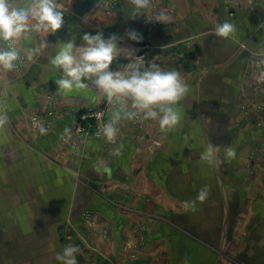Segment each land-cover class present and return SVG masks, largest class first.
Returning <instances> with one entry per match:
<instances>
[{"label":"crops","instance_id":"crops-1","mask_svg":"<svg viewBox=\"0 0 264 264\" xmlns=\"http://www.w3.org/2000/svg\"><path fill=\"white\" fill-rule=\"evenodd\" d=\"M112 1L64 0L60 30L17 40L26 56L38 50L26 72L0 69V106L8 117L0 127V264H62L55 256L68 245L79 248L78 264H125L118 251L127 230L141 223L151 227L136 264H221L227 241L239 264H264V175L238 172L242 149L263 135L234 121L254 68L247 63L251 50L243 49L264 51V0H241L238 8L228 6L231 0H152L135 17L129 0H115L108 10ZM30 5L19 0L20 7ZM161 13L164 23L155 20ZM225 21L236 29L228 39L214 34ZM98 31L118 37L121 54L111 68L123 69L124 52L135 49L146 62L181 73L188 92L176 105L180 121L162 129L154 120L138 132L128 119L117 141L90 133L75 146L68 115L54 133L33 137L24 116L44 94L98 106L102 96L91 85L59 90L62 71L49 63L60 43L79 46L84 33ZM129 31L142 40H130ZM254 73L253 89L260 83ZM208 143L220 149L211 166L200 161ZM226 146L235 149L234 159L226 158ZM205 185L208 199L186 210L184 202ZM87 213L96 216L93 225Z\"/></svg>","mask_w":264,"mask_h":264},{"label":"clouds","instance_id":"clouds-1","mask_svg":"<svg viewBox=\"0 0 264 264\" xmlns=\"http://www.w3.org/2000/svg\"><path fill=\"white\" fill-rule=\"evenodd\" d=\"M133 9L132 17L151 7L152 0H129ZM68 7L61 0H31L29 7H20L19 0H0V42H7L8 47L0 45V69L12 70L20 60V53L14 47L16 40L30 32L56 33L64 24ZM156 21L166 22L163 13L155 17ZM235 26L227 21L217 24L214 34L221 38H231L235 34ZM130 40L140 42L142 36L129 31ZM82 43L78 46L73 40L60 43L56 54L49 63L59 68L63 75L55 81L59 90L71 91L94 87L106 98L108 104L114 106L110 119L106 123H98L97 135L108 142H115L123 118L129 120L139 118L141 121L158 120L162 129H171L181 119L176 105L188 92V85L181 73L176 70H163L154 60L145 61L142 56L135 55V49L125 51L128 63L123 70L111 68L113 59L121 54L118 37L115 34L104 38L103 32L95 35L84 33ZM38 50H28L27 60L32 61ZM98 121L102 115H97ZM8 123L5 109L0 106V127ZM41 134L47 129L39 124ZM67 131V130H66ZM219 146L208 143L200 154V161L211 166L217 160ZM227 159L236 157L232 147L224 148ZM209 186H203L194 201H185L184 208L195 211L196 202L204 203L209 196ZM79 248L65 246L55 259L62 264H78L76 255Z\"/></svg>","mask_w":264,"mask_h":264},{"label":"rangeland","instance_id":"rangeland-1","mask_svg":"<svg viewBox=\"0 0 264 264\" xmlns=\"http://www.w3.org/2000/svg\"><path fill=\"white\" fill-rule=\"evenodd\" d=\"M232 4L228 5L232 8H238L240 6L241 0H231ZM62 3H64V0H61ZM65 4V3H64ZM66 6V4H65ZM115 6V0L110 3V6L108 10L111 9V7ZM67 7V6H66ZM233 11V10H232ZM232 13V12H230ZM3 47L7 48L8 43L2 42ZM18 41L16 40L14 43V47L18 50ZM248 48V49H247ZM243 50H251L252 58L249 57L247 60V63H249L250 72H252L251 76L248 77V83L245 82L246 86H248V92H245V86L244 89L241 92L242 98L238 101V111L239 114L237 115L236 119L234 120L237 126L243 125V127L248 128H254L259 129L262 131L263 137L258 140L255 144L249 145L248 148H243L242 151H246L245 158L243 159V163L239 166L238 172H241L244 175H248V178H253L256 175H264V51H258L255 52L251 48L247 47ZM18 52L24 56H22L24 59L27 57L24 52L18 50ZM263 52V53H259ZM256 53V54H254ZM258 53V54H257ZM20 56V60L16 62V66L12 70L14 73L19 74L20 76L24 74L27 70V58L23 62V58ZM196 58V56L194 57ZM113 70H123L119 68H112ZM199 69V68H198ZM201 69V68H200ZM255 70H258L259 77V85L255 86L253 89V82L250 84V77H255ZM5 71V70H4ZM202 71V69H201ZM202 73V72H201ZM63 73L61 74L62 78ZM247 78V77H246ZM263 81H262V80ZM247 81V80H246ZM250 84V85H249ZM256 92H254L253 90ZM254 92V93H253ZM244 93V94H243ZM246 93V94H245ZM252 95V96H251ZM101 100L97 107H87L84 103L81 101H71V100H65L62 99L60 96L55 95L54 93H48L44 94L40 97L38 104H35L29 111V113L24 118L27 120L28 130L30 132V135L33 137L41 138L46 137L52 133H54V127L56 126V121H59L61 119H64L66 116L71 117V121L73 122L75 126V130L72 133V139L73 144L78 145V142L82 141L83 139L81 137L86 136L90 133L97 134V128L95 131H87L85 132L80 125H82L83 116H89L91 113L95 115H102V120L98 121V123H106L114 110V106L108 104L106 98L101 93ZM87 119V118H86ZM85 119V120H86ZM97 121V119H96ZM127 118H123L118 123L117 127L119 128V132L117 134L116 140L120 139L121 137V130L123 128L124 122H127ZM130 121V120H129ZM154 120L149 121H141L139 118L131 120L132 125L136 128V130L139 132H143L144 128L152 124ZM39 124H43L44 127L47 129L46 133L41 134L39 131ZM93 127H96V125H92ZM246 127V128H247ZM81 136V137H80ZM61 140L66 139L65 136L63 137L62 134L59 137ZM74 138L75 141H74ZM155 145H159L156 143ZM74 150V149H73ZM222 161V160H221ZM222 170L225 171V165H222ZM258 188V187H254ZM261 189V188H260ZM87 219L89 221L90 225H93L95 221V215L92 213H87ZM150 224H135L132 225L126 232V236L124 238V241L122 242L120 246V250L118 252L121 253V256L124 258L125 264H136L138 261H140L141 258H143V253L148 248V241H147V233L150 230ZM107 232L106 229H104V235ZM71 239V237L69 238ZM228 241L226 244L222 247L220 252V262L221 264H239L234 260V251L231 249V247L228 246ZM90 246H88L89 248ZM96 251V247L93 246L92 251ZM94 251V252H95ZM110 264H116L115 261L108 262ZM94 264V263H91Z\"/></svg>","mask_w":264,"mask_h":264},{"label":"water","instance_id":"water-1","mask_svg":"<svg viewBox=\"0 0 264 264\" xmlns=\"http://www.w3.org/2000/svg\"><path fill=\"white\" fill-rule=\"evenodd\" d=\"M97 121L94 117H88L86 120L82 122V127L85 129L84 131H94V128L91 127L92 125H96Z\"/></svg>","mask_w":264,"mask_h":264},{"label":"built area","instance_id":"built-area-1","mask_svg":"<svg viewBox=\"0 0 264 264\" xmlns=\"http://www.w3.org/2000/svg\"><path fill=\"white\" fill-rule=\"evenodd\" d=\"M20 56L22 57V56H24L23 54L21 55L20 54ZM23 58V57H22ZM26 59V58H25ZM24 58H23V62H24V60H25ZM88 117H94V118H96L97 117V115H95V114H93V113H91L89 116H83V120H85L86 118H88ZM97 125H98V120H97ZM81 127H82V125H80ZM83 128V127H82ZM83 130H85V129H83Z\"/></svg>","mask_w":264,"mask_h":264}]
</instances>
